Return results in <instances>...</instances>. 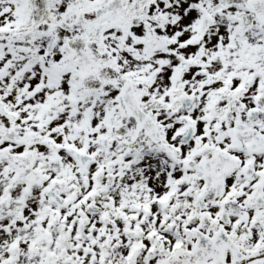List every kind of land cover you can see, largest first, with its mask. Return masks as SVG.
<instances>
[{"label": "snow or ice", "instance_id": "6c2138e0", "mask_svg": "<svg viewBox=\"0 0 264 264\" xmlns=\"http://www.w3.org/2000/svg\"><path fill=\"white\" fill-rule=\"evenodd\" d=\"M0 264H264V0H0Z\"/></svg>", "mask_w": 264, "mask_h": 264}]
</instances>
